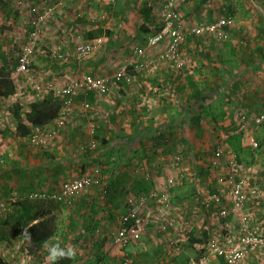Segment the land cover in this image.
<instances>
[{
  "label": "rangeland",
  "instance_id": "obj_1",
  "mask_svg": "<svg viewBox=\"0 0 264 264\" xmlns=\"http://www.w3.org/2000/svg\"><path fill=\"white\" fill-rule=\"evenodd\" d=\"M69 1L70 0H65L64 5L61 6V8H57L46 18L45 25L39 27L37 30L38 34L35 36L36 39L33 40L31 36L33 29L30 27L31 15L28 12L30 0H0V47H2L1 50L3 55L10 57L13 61L16 54L20 53V47L22 45L33 43L35 47L31 63L28 70L24 73H16V67L13 69L14 66H9L7 67V70H4V60L0 59V68L9 72L8 75L14 83V93L5 98L0 97V259L6 264H47L45 260L47 254V250L44 247L45 244L35 253L28 254L21 234H18L15 237L13 234L18 230L22 232L25 228L26 225L23 223L25 218H28L25 217L26 213L33 216L39 212L38 209L54 208V211L57 213L56 215H53L56 223L55 239L61 242L62 245L74 246L77 249V255L72 260H63L60 264H87L85 260L87 250L84 249V244L87 242L92 245H97L98 241L103 242L106 240V242L112 243L113 246L121 252L120 264H122L121 259L125 252L132 256L135 260L134 264H141L145 259L142 261L138 259L137 256L139 255V252L142 253L144 251V248L142 247L144 245L154 243L156 248H162L163 253L167 255L168 258L173 259L181 254H187L186 251H184L183 253L181 252L176 255L174 249L169 246L170 243H178L179 247L183 249V246L188 247L186 244L193 243L198 239H200L201 242L195 243L196 251L195 253H192L193 255L190 254V257L195 260L204 257L205 264H213V261L219 258L206 250V248H208L207 237L209 233H212V235L220 234L218 231L219 229L217 228L218 217L213 210L208 212L210 213L208 214L204 209L203 203L206 199V193L212 191L216 186L213 177L215 173H207L205 170L206 166L204 167L209 160V154L211 155L216 146H220L223 149L222 160L225 167L224 170L226 172H235L242 175L249 181L250 189L254 188V190H259V192L254 194L255 197H252L249 200L248 204H246L241 211V214L237 213L233 218L231 217V219L227 220L228 224H226V227L228 226L229 229L227 233L235 237L240 233L241 227L246 228L245 226H241L238 216L243 215V213L247 211L249 213V219H251V222L247 223L248 227H258V231H260V234L258 235H264V121L259 125L252 126V124H248L247 121L243 123V121L238 118L236 121H233V126L229 125L227 129L225 128L223 131L218 130L211 136L208 134L203 135V132L201 135L194 134L192 130L193 128H186L187 124L185 123L183 126H180L182 128L177 131V134H170L168 137L169 139L164 141L158 148L153 147L156 152L150 153L158 155L156 160H150L149 156L151 155L148 156V159L143 158V160L139 157V163L138 166H136L134 162L128 158V160L120 166V175L122 178L119 177V183H116L115 185L112 184L113 191L110 192V195L114 196V199H110H113L117 205L113 211L111 209L101 210L99 209L100 207H104L106 204H111L105 184L107 171L109 168L115 167L120 158L119 154L113 152L110 154H101L105 142L111 140L112 137L114 138L113 121L108 119L103 113H96V120L94 118L92 119L88 112H82L80 110L79 105V109H76V101H74L73 105L70 107L71 114L69 113L68 115L63 116L59 114L55 120L46 123L41 129H32L30 134L24 138V142L20 143V145H25V148L27 145L26 150H29L30 153L32 150L30 146L44 152L48 151L49 147L54 146V144V147L58 146L61 141H58V139L63 137L62 143H60L62 145L61 149H64L67 146L71 149L73 144L76 145L74 148H76L79 156L78 161L85 158L87 163L84 162V169H82V164L76 163V165L70 167L67 172H60L57 176L62 182L58 191L55 193H59L61 186L67 181L80 179L85 176L90 178L92 181L91 185L87 188L84 187L80 189L70 197V199L62 197L63 200L56 201L52 198L53 192L34 190V187L36 186H33L30 189L28 185H30L33 179L31 177H24L23 173L18 175L15 170V163L17 162V157L19 155H17L16 152H13L15 150L14 147L10 148V153L5 149H9L11 145L16 146L19 143L17 142L16 137L22 132L20 129H22L23 126H26L24 114L27 111V105L35 100L43 99L50 93L53 94V92L50 91V88H61L67 80H71L78 76L72 78L62 77L60 73H54V71L47 67L48 65L46 67L43 65L39 66L40 60H42L41 57L44 55L41 51L48 53V51H50V49L56 44H69L72 39L82 38L86 33V25H82L84 30L80 31L79 28L81 25L77 21L80 19H84L85 22L89 21L91 25L96 24L100 27L99 32H97V37L102 39V43L104 42V38L109 36L108 32L111 31V29L122 32L125 35H128L129 33L135 36V31L141 27L149 29L151 32V36L147 38L148 40L158 32L159 27H162V13L165 10V6L168 5V2L171 0H117V2L110 6V8L103 4V1L107 3L109 0ZM185 1L186 0H172V2L175 3L176 9L179 2L181 7H184ZM195 1L200 7L201 5L209 4L208 0ZM69 3L71 4V7ZM130 3H136L134 6L138 5V8L135 6L134 11L128 12L125 10V7ZM238 3L239 2L237 1L236 4ZM257 3L264 6V0L258 1ZM146 8L151 10L148 18L142 14V10ZM59 9L60 12L58 13ZM209 9L214 10L212 7ZM249 9L251 11V16H254L253 8ZM188 10V6L185 7L184 11L187 14ZM175 11L179 16L181 24L188 26V28H201L206 24L218 21L222 18L231 19L233 22L232 27H234L235 24V18L231 15L232 12L221 14L220 11L216 9V15L208 17L203 16L202 13L200 21H198V18L193 21L188 18L187 15L185 17L181 14L183 13L181 12V9ZM206 11L208 10L206 9ZM242 11V9H237L239 15H241ZM233 13L238 15L236 11H233ZM9 15L10 17L13 15L19 17V29L7 25L5 20ZM186 18L188 20H186ZM70 23L75 26L71 27ZM232 27L230 29H232ZM230 29H228L226 33L222 31L225 33V37L224 34L221 36L208 34L203 37L202 40L205 41V43L208 42V44L209 41H211V45H221L228 40V32ZM62 37L63 39L66 37V39L63 40ZM59 38L61 40H59ZM189 38L191 37L188 34L184 37L180 46L181 53L184 42L193 41L188 40ZM196 38L198 37L194 36L192 39ZM131 39L132 41L130 43L123 44L118 48L123 49V47H127L128 49V47L131 48L140 43L139 41L133 42V36H131ZM205 43L203 44L206 45L207 43ZM113 45L114 44H112L109 47L110 50L107 51L110 56L113 53ZM200 47L202 48L201 45ZM167 48L168 41L147 48L144 60H146L148 51L154 49L159 52L156 55V58L161 59L160 56L167 51ZM115 52L117 53L118 50L116 49ZM109 59H111L109 63L114 59L116 61L115 64L120 62L119 66L121 67L123 63H126L131 59V56L129 55L125 59L124 57H117L113 54ZM180 60L184 61L183 54ZM38 61L39 64H36ZM146 63H148L147 66L151 65V60H147ZM184 63L186 62L184 61ZM11 65L14 64L12 63ZM38 67L42 69L37 70ZM120 67L118 71L120 70ZM117 72L112 69L102 77H110ZM115 86L117 87L118 83L110 87L107 95H98L97 97H113V90H116ZM56 99L61 103V110L64 109V105L60 99ZM14 103H19L21 105L19 119H14L10 113ZM175 106H177V109L180 107L179 105ZM61 110L59 113H61ZM179 121L181 120H178V122ZM220 122L221 121L214 119L211 121L213 126L215 128L217 127V129H219L218 125ZM202 123L207 126V121L202 120ZM71 124H75V126H72ZM243 124L246 125L244 129H239ZM180 125H182V122ZM248 125L251 129L250 133H246L245 131ZM69 126H72L71 129H78V135L74 137L73 140H69L70 138L67 136L70 131L67 130L70 128ZM82 131L84 133H89L92 137L91 139L95 143V148L91 152H84L81 149L82 145L91 140L85 138ZM33 136H35L37 140L33 141ZM250 137H253L258 142L257 149L250 148L248 143ZM214 139H217L219 142L214 144ZM103 140H105V142H103ZM36 141L38 143H36ZM37 144L41 146H38ZM30 153L27 151L25 156L30 155ZM25 156L22 158L23 160L26 159ZM20 161L21 160L18 159V162ZM150 163H157L158 167L160 166L161 169H158V167L155 168L156 165L151 168L148 166ZM11 167L14 171L7 172ZM149 168L151 171L148 172L150 173L147 172ZM83 170L84 174L81 175L80 171L82 172ZM145 171L147 173H145ZM150 175L153 176L156 182L155 185L153 182H150L152 179ZM168 178L173 179L175 182L168 204H162L157 199H150L149 196L151 193L156 192L155 189L157 188V185L163 183ZM142 179L148 182V191L136 193L137 187L135 182H142ZM33 194H38V198L35 199ZM84 195L91 200L87 202L86 205H79L78 199ZM140 199L146 200L143 201L144 204L142 203L140 207L142 208L140 217L143 218V222H145V220L147 223L154 220L157 222H155L153 226H148L149 228L141 225L139 238L130 241V244L121 248L114 242L121 224V217L127 213L129 201L130 204H132V202L139 203ZM63 201H66L67 203H64ZM164 205H167V207ZM95 207L98 208V210L93 212V214L95 218L96 216L98 217L96 218V221H92L89 220L90 211ZM69 210L74 211L75 217H70V213L72 214L73 212H69ZM161 221L166 223L165 226L167 227V230L165 232L155 226ZM70 223H72V226ZM84 226L87 227V231ZM7 234H10L11 236H6ZM95 248L96 246H94L92 250ZM103 254L105 255L106 252ZM153 255H155V253H153ZM156 256L158 255L156 254ZM154 263L159 264L160 258ZM150 264H153L152 259ZM234 264H264V248H252L244 255L242 260Z\"/></svg>",
  "mask_w": 264,
  "mask_h": 264
},
{
  "label": "crops",
  "instance_id": "obj_2",
  "mask_svg": "<svg viewBox=\"0 0 264 264\" xmlns=\"http://www.w3.org/2000/svg\"><path fill=\"white\" fill-rule=\"evenodd\" d=\"M237 1L239 2L238 4H236ZM258 1L263 0H208L210 5L204 4L201 5V7L195 0H186L184 7H181L179 2L177 9H181V12H183L181 14L185 17L187 15L188 18L193 21L197 18L198 21H200L202 13L203 16L208 17L216 15V9H218L221 14L232 12L231 15L235 18V24L228 32V40L221 45H211V41H209V44L206 42V44L205 41L202 40L203 37L192 39L194 37L190 36L191 38L188 40L193 41H185L182 46V54L186 62L182 69L176 68L172 63H166L156 58L155 56L159 53L158 50H150L146 55V60H151V65L139 71L128 70V78L122 79L121 82L118 83V86H115L116 90H113V97L98 98L95 95L88 96L91 101V108L88 114L91 115L92 119L94 118L96 120V113H103L108 119L113 121L114 138L112 137L111 140L106 139L107 142L103 140L105 146L102 150L100 147L101 154H110L113 152L119 154L120 157L118 164L115 165V167L109 168L107 171V178L105 180L107 187L106 191H108L111 204H106L99 209H111L113 211L117 205L113 200L114 196L110 195V192L113 191L112 184L115 185L119 183V177L122 178L120 175V166L124 164L128 158H130L136 166H138L139 157L143 160V158L148 159V156L151 155L149 156L150 160H156L158 155L152 154L156 152L153 147L158 148L164 141L169 139L168 137L170 134H177V131L182 128L180 126H183L185 123L187 124L186 128H193L194 134L201 135L203 132V135L208 134L211 136L218 130L223 131V129H227L229 125L233 126V121H236L238 118L241 120L243 117L248 124H252L253 126L254 122L251 121V119L261 115L264 116V6L257 3ZM116 2L117 0L112 4L109 3V1H107V3L103 1V4L110 8V6L114 5ZM71 4L69 3L70 7ZM134 4L130 3L125 7V10L129 7L130 9L127 10L128 12L134 11L135 6L138 8V5L134 6ZM187 6L189 9L188 14L184 11ZM207 6L209 8L212 7L214 10H210ZM249 8H253L254 16H251ZM206 9L208 11H206ZM237 9L243 10L241 15H239ZM233 11H236L238 15L234 14ZM59 12L60 9L58 10V13ZM18 20V16L13 15L10 17L9 15L5 21L8 26L19 29L18 24L20 22H18ZM186 20L188 19L186 18ZM77 21L81 25L79 28L80 31L84 30L82 25H86V33L83 38L86 37L88 32L94 30L98 31L100 28L96 24L91 25L89 21L85 22L84 19ZM70 26L72 27L75 25L70 23ZM135 32V36L129 33L125 35L122 32L111 29V31L108 32L109 36L107 38L103 37L104 42L99 51L81 64L76 63L67 66L52 62L43 56L41 57L42 60H40L39 66L43 65L46 67L48 65L47 67L54 71V73H60L62 77L67 78H72L83 73L102 77L112 69L117 72L120 67V62L115 64L116 61L114 59L109 63L111 60L109 57L115 54L117 57L121 56L126 59L129 55L131 56V51L139 47L140 43H144L145 46L147 38L151 36L149 29L144 27L138 28ZM131 36H133V42L139 41L140 43L131 48L128 47V49L127 47H123V49L118 48L123 44L130 43L132 41ZM65 39L66 37H64L63 40ZM59 40L61 39L59 38ZM112 44H114L112 47L113 53L110 56L107 51L110 50L109 47ZM116 49L118 50L117 53L115 52ZM36 64H39V61ZM40 69L42 68H37V70ZM82 100V97L76 100V109H79L78 105L80 106ZM175 105H179L180 107L177 109ZM213 119L221 121L218 125L219 129H217V127L215 128L213 123H211ZM178 120L181 121L178 122ZM202 120L207 121V126L203 125ZM181 122L182 125H180ZM71 125L75 126V124ZM72 126H69L70 128L67 129L70 130L67 135L70 138L69 140H73L74 137L78 135V129H71ZM246 128V133H250V126L248 125ZM82 133L88 140L92 138L89 133H84L83 131ZM250 138L254 139L253 137ZM62 139L63 137L59 138L58 141L61 140L60 143H62ZM16 140L19 142L16 146L11 145L9 149L5 150L10 153V148H15L13 152L19 155L15 163V170L18 175L23 173L24 177H31L33 179L30 185H28L30 189L36 186L34 190H46L55 193L58 191L62 182L57 176L60 172H67V170L75 166L76 163L82 164V169H84V162L87 163L85 158L80 159L82 162L78 161L79 156L76 148H74V146H76L74 144L71 149H69L68 146L61 149L62 145L60 143L58 146L54 147V144V146L49 147L48 151L44 152L30 146L32 149L30 153L29 150H26L27 145L26 148L25 145H20V143L24 142L23 137L17 136ZM218 142L217 139H214V144ZM27 151L30 155L25 156ZM24 156L27 160L22 159ZM211 156L212 153L211 155L209 154V160L207 164L204 165V167L206 166L205 170L207 173H210L208 170H210ZM18 159L21 161L18 162ZM148 166L151 168L154 166L155 168L158 167L157 163H150ZM158 169H161V167L159 166ZM10 171L13 172L14 169L11 167V169L7 170V172ZM148 171H151L150 168L147 172ZM147 172L145 171V173ZM80 174L83 175L84 170L82 172L80 171ZM150 176L152 177L150 182H153L155 185L156 182L153 176ZM135 184L138 189H136V193H143L148 189V182L144 179H142V182L136 181ZM79 199V205H86V203L91 200L85 197V195ZM38 210L39 212L33 216L26 213L25 217L28 218H25L23 224L28 227L37 222L40 216H53L57 214L54 208ZM97 210L98 208L95 207L90 211L89 220L96 221L98 216L95 215V218L93 212ZM69 212H73L72 214L70 213L71 218L75 217L73 210H69ZM30 217L31 219H29ZM72 223H70L71 226ZM84 228L87 231V227L84 226ZM195 243L193 248L195 247ZM84 245V249L87 250L85 258L87 264H120L121 252L116 249L112 243L106 242L105 240L103 242L98 241L97 245H92L89 242ZM94 246H96V250L94 249L95 251L92 250ZM142 247L144 251H141L142 253L139 252L138 256L136 255L138 259L142 261L145 259L141 264H150L151 259L152 263L155 264L154 262L159 258V264H187L191 258L190 254L193 255L192 252L184 250L185 247L183 246L182 253L186 251L187 255L181 254L176 258L170 259L163 253L162 248H156L154 243H149ZM105 252L106 254L104 255L103 253ZM153 253H155V255H153ZM156 254L158 256H156ZM213 264L226 263L219 258L215 259Z\"/></svg>",
  "mask_w": 264,
  "mask_h": 264
},
{
  "label": "built area",
  "instance_id": "obj_3",
  "mask_svg": "<svg viewBox=\"0 0 264 264\" xmlns=\"http://www.w3.org/2000/svg\"><path fill=\"white\" fill-rule=\"evenodd\" d=\"M8 1V0H5ZM65 0H30L28 6V12L31 15L30 27L33 29L31 32L32 39L35 40L36 34H38V29L41 25H45L46 18L53 13L57 8H61L64 5ZM115 0H109V3H114ZM170 9V10H168ZM175 7V3L171 1L165 6V10L162 13V27L158 29V32L146 40V47H137L132 51L131 59L123 63L120 70L110 77H95L90 74H81L76 78L67 80L61 88L55 89L50 88V91L54 93L56 98H59L64 109L59 113L61 116L68 115L70 113V107L73 105L74 101L80 97L83 100L80 103V110L82 112H89L91 108V101L89 100V94L93 96L107 95L111 86L116 85L121 82L122 79L128 78L130 71H139L144 67H147L145 58V51L149 47H154L162 42L168 41V48L163 55L160 56L161 60L166 63H172L178 69L184 67V61H181L182 53L180 52V46L184 37L188 34L192 37H204L208 34H214L221 36L228 29L233 26V22L229 18H222L218 21L206 24L201 28H188L181 24L179 16ZM224 31L225 33H223ZM71 47L68 44H56L54 45L48 53L41 51L43 56L48 57L50 60L61 63H77L81 64L84 61L91 58L95 53H97L102 46V39L96 38L92 40H84L83 38H75L70 40ZM34 44H25L20 47V53L17 54V66L15 68L16 73H24L28 70L34 54ZM241 120L245 123V119L242 117ZM254 125H259L264 121V116L255 117L251 119ZM245 125L243 124L239 129H243ZM33 141L37 140L33 136ZM39 140V139H38ZM36 143H38L36 141ZM38 145V144H37ZM249 145L252 149H257L258 143L254 139H250ZM41 146V145H38ZM95 148V143L91 139L81 146L82 151H93ZM223 149L217 146L212 152L210 159V172L215 173L214 181L216 183L215 188L206 193V199L203 203L205 211L208 213L211 210L215 211L218 220V231L220 234L212 235L208 234V241L206 248L207 251L214 254V256L222 259L226 264H234L243 259L244 255L248 253L252 248H264V235L260 234L258 227L255 228L248 227L247 223L251 222L249 219V213L245 211L243 215L238 216L239 223L241 226L246 228L240 229V233L237 236H232L227 233L228 224L227 220L233 218L237 213L241 214L249 200L255 197V193L259 190L249 187V181L245 179L242 175L235 172H226L224 170L223 163ZM235 162V161H234ZM236 164V163H235ZM226 166V165H225ZM92 181L88 176L80 179H74L67 181L61 186V194L53 193L52 198L56 201L63 200L62 197L69 198L72 197L77 191L82 188H87L91 185ZM175 182L173 179L168 178L163 183H159L156 192L151 193L150 199H157L162 204H168L170 199V194ZM34 198H38V194H33ZM43 197V195H42ZM140 199L139 203L132 202L127 210V213L121 217V224L115 236L114 242L121 248L128 245L130 241L137 240L140 236L141 225L146 228L148 226L154 225L157 221H150V223L143 222V218L140 217L141 205L144 204ZM67 203L66 201H63ZM69 203V202H68ZM167 207V205H164ZM210 214V213H208ZM149 224V225H148ZM165 222L161 221L158 227L161 231L165 232L167 227ZM240 226V225H239ZM264 226V225H263ZM254 230V231H252ZM218 232V233H219ZM239 232V231H238ZM256 232V233H255ZM217 235V238H216ZM240 235V236H239ZM170 243V247L174 249L176 255L182 252V248L179 247L178 243ZM122 264H134L131 255L127 252L123 254ZM188 264H205V258L200 257L198 259L190 258Z\"/></svg>",
  "mask_w": 264,
  "mask_h": 264
},
{
  "label": "trees",
  "instance_id": "obj_4",
  "mask_svg": "<svg viewBox=\"0 0 264 264\" xmlns=\"http://www.w3.org/2000/svg\"><path fill=\"white\" fill-rule=\"evenodd\" d=\"M129 9L130 8L128 7L127 10H129ZM150 13H151V10H149L148 8L143 9V11H142V14L146 18H148L150 16ZM97 32H99V30L98 31L97 30L90 31L86 34V37H84V38L82 37V38L84 40L95 39V38H97ZM0 46H1V44H0ZM68 46L70 48L71 44H68ZM139 47L140 48L146 47V44L144 46V43H141V44H139ZM1 49H2V47H0V59L4 60V63H3L4 70H7V67H9V66H12V67L14 66L13 67V69H14L17 65V57L16 56L18 53L14 57L15 59H13V61H12V59L10 57H6L3 55ZM46 58H48V57H46ZM12 63L14 65H11ZM70 64H76V63L71 62V63H67L64 65L68 66ZM4 70L2 68H0V97H2V98L8 97L14 93V83L8 75L9 72L4 71ZM92 76H94V75H92ZM95 77H98V76H95ZM89 96H92V94H89ZM60 104L61 103L59 102V100L55 98L54 93L53 94L50 93L48 96L44 97L41 100H35L32 103H29L27 105V111L24 114L26 126H23L22 129H20L22 132L19 133V137L25 138L26 136H28L30 134L32 129L33 130L34 129H41L46 123H49V122L55 120L58 117L59 112L61 110ZM20 110H21V105L19 103H14L12 111L10 112L14 119H19ZM147 191H148V189L145 190V192H147ZM38 218H39V220L37 219L38 221L35 222L34 224H32L28 227L25 226V228H28L27 231L31 235V240H32L31 243L27 242L23 237L25 228L22 230V232L18 230L13 234L14 237L18 234H21L25 249L28 252V254H33L36 251H38L45 244L46 241H49L50 238L54 237L55 232H56V223H55V218L53 216H40ZM29 219H31V217ZM6 236H11V235L7 234ZM195 242L200 243L201 240L198 239ZM195 242L190 243V244H186V246H188V247H185L184 250L195 253L196 249H195V247L193 248V245ZM128 244H130V242ZM121 261H122V259H121ZM133 261L135 262L134 259H133ZM0 264H6V263L2 259H0Z\"/></svg>",
  "mask_w": 264,
  "mask_h": 264
},
{
  "label": "clouds",
  "instance_id": "obj_5",
  "mask_svg": "<svg viewBox=\"0 0 264 264\" xmlns=\"http://www.w3.org/2000/svg\"><path fill=\"white\" fill-rule=\"evenodd\" d=\"M25 228L23 237L31 243V235ZM44 247L47 250L45 260L47 264H60L63 260H72L77 255V249L74 246L62 245L61 242L55 238H50L49 241L45 242Z\"/></svg>",
  "mask_w": 264,
  "mask_h": 264
}]
</instances>
